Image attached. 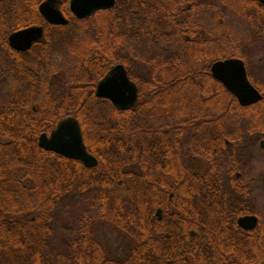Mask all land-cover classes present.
I'll list each match as a JSON object with an SVG mask.
<instances>
[{
  "label": "trees",
  "instance_id": "obj_1",
  "mask_svg": "<svg viewBox=\"0 0 264 264\" xmlns=\"http://www.w3.org/2000/svg\"><path fill=\"white\" fill-rule=\"evenodd\" d=\"M43 1L26 7L24 0H0V37L31 26L46 27L38 11ZM69 1L59 0V9L71 25L77 26L80 23L71 15ZM223 2L227 3L215 0L216 7ZM183 6V0H117L114 9L91 17L103 20L95 22L104 29L99 45L95 38L83 39L78 31L69 34L66 29L47 28L40 44L49 47L39 44L35 55L22 58V65L35 68L39 90L54 94V100L36 104L39 113L32 112L29 105L0 100V264H163L162 259L170 256L182 258L176 264H188L183 261L186 255H174L176 249L170 255L163 248L160 234L149 230L146 167L151 164L158 168L166 153L160 144L165 124L169 130L178 128L183 132L178 149L183 166L182 190L178 193H193L188 179L194 176V157L198 174L206 176L211 148L223 146L211 142L210 116L228 115L225 131L222 128L213 137L225 134L230 150L214 154L219 161L229 155L232 168L238 171L243 152L234 116L244 108L210 77L206 58L196 56L191 48L181 51L179 31L186 26L178 22V15ZM236 10L231 7L232 12ZM116 20L119 41L112 50L105 30L110 32ZM133 23L140 27V36L129 41ZM198 26L202 30V25ZM253 28L264 40V23ZM218 29L216 23L215 32ZM241 43V39L232 42L226 57L245 60ZM65 47L73 65L66 74L62 70L59 77L67 80V87L51 92L47 86L51 81L49 67L54 65L52 49ZM131 50L133 63L145 70L146 83L135 79L137 101L132 108L120 111L97 99L94 88L116 64L124 65L134 79L136 74L130 72L132 65L127 60ZM259 105L263 106L260 113H264V99L255 106ZM46 114L52 128L67 117L78 122L88 153L98 161L96 167L86 168L79 161L38 147L39 135L49 129L36 118ZM234 173L231 171L230 177ZM169 189L152 181V193L166 194ZM97 222L109 224L132 240L122 257L95 236ZM183 239L189 241L186 234ZM191 257H195L194 264H208V255Z\"/></svg>",
  "mask_w": 264,
  "mask_h": 264
},
{
  "label": "flooded vegetation",
  "instance_id": "obj_2",
  "mask_svg": "<svg viewBox=\"0 0 264 264\" xmlns=\"http://www.w3.org/2000/svg\"><path fill=\"white\" fill-rule=\"evenodd\" d=\"M183 1L184 6L178 15V22L182 26H186L179 31L180 38L178 40L182 42L180 44L181 51L191 48L196 56L199 55L203 59L206 58L209 64L208 73L210 77L226 90L222 83L212 77L211 67L215 62L235 57H226L225 54L228 52V48L232 42L228 39L226 31H223L222 35H216L215 26L217 23L219 28H224L226 24L230 23V19L231 21L244 24L248 30V34L247 37L244 36L242 38L240 45L244 47L242 48V52L245 60L236 59L243 61L249 83L258 91L262 98L256 104L243 107V112L234 116L237 120V131L240 136L238 140L239 148L243 152V164H241L242 167L238 171H235V167L232 168L228 158L229 155L221 156L222 161H219L218 155L214 154L218 150L227 154L230 150L229 141L225 139V134L217 137V139L213 137V135L219 134L218 132L222 128V131H225V127L229 125L226 123L229 116H210V126L212 127L211 142L213 144L218 143V145L222 144L223 146L211 148L213 153L208 156L206 176L198 174L199 165L197 159L194 157L191 165L194 168V176L188 179L193 193L187 195L178 193V191L182 190L183 166L181 161L182 156L179 154L178 149L183 132L178 128L169 130L168 124H165L164 129L160 131V144L166 153L159 162L158 168H154L155 166L149 164L145 170V181L148 189L146 197L149 230L151 233L160 234L163 248L170 251V255H173L172 249H176L174 255H186L187 258H183V261L188 264H194V260L192 259H195V257L191 256H198L199 254L209 256L205 260L208 264H264V113H260L263 106H255L264 99V40L254 32L255 29L253 28L257 24L264 23V4L258 0H233L234 4H231V0H225L228 4L223 2V4H217L216 7L215 0L201 1V4L199 0ZM24 3L26 7H33L37 4V0H24ZM116 3L117 0H115L113 8L96 11L88 18H74L75 22L80 23L77 26L71 25L70 21L63 14L68 20L66 26L50 25L41 16L47 24L46 27L36 26L42 28V38L34 41L26 51H18L10 46L9 36L16 31L1 36L0 100L7 104L29 105L32 112L39 113L35 105L40 101L42 104L52 102L54 99L51 96L54 94L50 96L46 89L39 90L37 75L33 71L35 68L22 65V58L37 53L36 49L42 42L47 28L49 31L66 29L69 34L78 31L83 39L89 40L90 38H95L96 41L98 40L97 44L99 45L104 29L102 24H95V22L96 20L98 22L103 20L92 19L91 17L96 13L114 9ZM231 7L237 9L236 12H232ZM147 24L144 26L145 30H148L146 35H144L146 39L149 38V25ZM199 24L202 25V30L198 26ZM129 28L127 39L133 41L141 29L134 23ZM105 31V39H110L113 50L119 41L117 20L111 23L110 32L108 30ZM182 44L186 47H182ZM41 45L49 47L46 43ZM68 51V47L57 51L52 49L54 65L49 67L51 81L47 86V89L51 92L55 89L59 90L60 87H67V80H62L59 75L62 70L66 74L69 66L59 67L57 61L58 58H69L70 60ZM129 53L131 57L127 56V60L132 65L133 71L130 72L136 74L134 79L128 75L124 65H116L124 67L128 79L135 86L137 84L136 80L139 83L144 81L142 84H145L146 75L144 68L142 66L138 68L133 63L134 50H131ZM216 56L219 59H215ZM97 84L98 82L94 88V95ZM48 117V114H46L44 117L41 116V119L36 118L38 121L40 120L41 126L49 129L48 132L45 130L41 133L46 134L48 137L55 131L60 122L70 118L67 117L59 120L55 127L52 128L51 119ZM215 119H220L222 122L215 123ZM196 158H198L197 155ZM187 168L188 166L185 169ZM231 171L235 172L234 177H230ZM153 180L155 183L164 185L165 187L168 186L171 189L166 194L152 193L151 186ZM203 203H206V205L204 206ZM186 205L189 207H186ZM244 217L255 218V221H249L244 223V225H240L239 220ZM184 234L189 239L188 242H185L183 239ZM202 250H204L203 253L201 252ZM178 251L182 252L178 253ZM170 257L163 258L162 263L176 264L182 261V258ZM197 259L195 260L196 263L199 261Z\"/></svg>",
  "mask_w": 264,
  "mask_h": 264
},
{
  "label": "water",
  "instance_id": "obj_3",
  "mask_svg": "<svg viewBox=\"0 0 264 264\" xmlns=\"http://www.w3.org/2000/svg\"><path fill=\"white\" fill-rule=\"evenodd\" d=\"M264 4V0H258ZM58 0H45L39 5V13L50 25L66 26L68 20L58 9ZM115 0H70L69 10L76 19L88 18L99 10L113 8ZM43 35L41 27H29L12 33L9 44L18 51H26L34 41L40 40ZM212 77L222 83L232 94L241 107L256 104L261 95L249 83L244 63L240 59L230 58L215 62L211 67ZM95 97L109 101L120 111L132 108L137 100V89L126 74L122 65H116L100 80L95 89ZM38 147L44 151L55 153L62 157L81 162L86 168L98 165L94 156L88 153L83 144L78 122L70 117L60 122L55 131L48 137L41 134L38 138ZM255 218L244 217L239 220L240 225Z\"/></svg>",
  "mask_w": 264,
  "mask_h": 264
},
{
  "label": "rangeland",
  "instance_id": "obj_4",
  "mask_svg": "<svg viewBox=\"0 0 264 264\" xmlns=\"http://www.w3.org/2000/svg\"><path fill=\"white\" fill-rule=\"evenodd\" d=\"M229 13L231 14V12ZM224 28H219L218 30H216L215 34L222 35V32L226 31L228 39H230V41L234 43H237L240 39L242 40L244 36L247 37L248 34V30L244 24L234 22L233 20L231 21V19L230 23L226 24ZM241 48L244 47L241 45L240 49ZM57 64L59 67H70L71 65H73L69 58H58ZM94 234L108 250L113 252L118 257H122L127 251V248L132 243V240L127 237L122 231L104 222L95 223Z\"/></svg>",
  "mask_w": 264,
  "mask_h": 264
}]
</instances>
